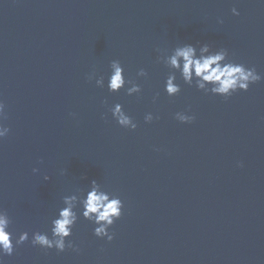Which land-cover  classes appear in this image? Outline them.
I'll list each match as a JSON object with an SVG mask.
<instances>
[{"label":"water","instance_id":"1","mask_svg":"<svg viewBox=\"0 0 264 264\" xmlns=\"http://www.w3.org/2000/svg\"><path fill=\"white\" fill-rule=\"evenodd\" d=\"M204 43L264 76V0H0V209L14 241L29 233L5 264H264V79L227 99L179 74L181 92L164 91L158 56ZM113 60L139 94L88 79L107 82ZM92 180L123 202L113 240L81 215L77 250L33 247Z\"/></svg>","mask_w":264,"mask_h":264},{"label":"clouds","instance_id":"2","mask_svg":"<svg viewBox=\"0 0 264 264\" xmlns=\"http://www.w3.org/2000/svg\"><path fill=\"white\" fill-rule=\"evenodd\" d=\"M232 13L239 15L235 7L232 8ZM158 61L169 69L164 82V91L169 97H174L181 92V86L177 83V74L184 84L194 85L198 90L219 95L225 99L238 91H248L250 85L264 79L255 67H246L242 63L231 61L225 49L214 51L208 43L176 46L170 54L158 56ZM147 75L142 68L137 72L138 77ZM88 79L90 81L94 79L96 86L101 88L105 87L106 83L110 93H119L124 90L131 96L141 92V86L138 83L126 78L125 69L119 60L111 61L107 82L104 76H97L95 71L89 74ZM110 111L119 126L131 130L137 128V123L124 111L120 103H116ZM5 118V105L0 101V139L9 132L2 123ZM175 119L181 123H191L195 116L188 115L186 112H177ZM144 120L150 123L153 115L146 114ZM44 179L47 181L49 177L45 176ZM122 208L123 202L118 196L104 190L100 183L92 180L86 192L63 197V207L59 208L57 215L51 220V235L46 232H34L31 245L44 249L55 248L58 252L65 251L66 247L77 250L71 241L66 244V240L72 236L73 228L81 215L95 225L93 233L96 237L112 241L114 233L109 229L121 217ZM10 225L11 219L7 212L0 209V264H5V256H11L17 245L29 240V233L25 231L21 232L14 241L13 233L9 230Z\"/></svg>","mask_w":264,"mask_h":264}]
</instances>
